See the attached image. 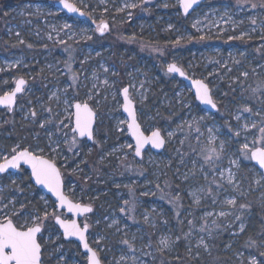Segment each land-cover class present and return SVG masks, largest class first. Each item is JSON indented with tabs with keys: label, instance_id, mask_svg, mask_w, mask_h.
I'll use <instances>...</instances> for the list:
<instances>
[{
	"label": "rangeland",
	"instance_id": "1",
	"mask_svg": "<svg viewBox=\"0 0 264 264\" xmlns=\"http://www.w3.org/2000/svg\"><path fill=\"white\" fill-rule=\"evenodd\" d=\"M56 1L27 0L9 11L8 45L21 51L0 49V90L6 91L21 74L37 83L18 96L12 111L0 110V159L17 145L39 152L44 140L67 173L94 183L84 187L71 176L76 199L87 190L91 198L107 194L88 219L96 226L90 238L110 264H185L183 259L200 251L208 256L215 237L221 253L213 256V264H264V174L240 151L245 143L260 146L259 129L264 127V0H205L185 17L186 24L180 22L179 0H71L84 9L83 19L67 17ZM132 4L136 7H129ZM104 21L131 27L118 33L123 44L119 48L89 43L95 36L110 38L112 28L99 34ZM251 38L255 43L247 45ZM26 48L37 51L32 61L44 54L50 58L47 65L56 74V86L45 91L42 76L26 71ZM172 62L209 85L219 106L216 112L203 108L191 86L167 71ZM226 86L235 98L225 97ZM125 87L143 129L158 128L164 135L167 146L162 152L148 149L141 160L135 156L121 110ZM78 100L99 113L101 127L97 124L92 144L77 137L72 144L68 117ZM16 129L28 132L6 146L4 141ZM100 130L109 132L100 136ZM110 139L115 142L105 149ZM94 144L100 150L98 166L87 161ZM208 155L210 161L204 158ZM3 178L0 220L7 216L24 223L30 218L24 212L27 198L42 199L56 209L23 173ZM232 199L235 205L227 203ZM56 232L47 240L58 239ZM163 239L167 248L160 243ZM48 252L52 256L56 250Z\"/></svg>",
	"mask_w": 264,
	"mask_h": 264
},
{
	"label": "snow or ice",
	"instance_id": "2",
	"mask_svg": "<svg viewBox=\"0 0 264 264\" xmlns=\"http://www.w3.org/2000/svg\"><path fill=\"white\" fill-rule=\"evenodd\" d=\"M61 3H63L64 7L70 12L79 11V9L70 3L69 0H61ZM195 3H197V0H180L181 7L183 8L185 14L188 13L189 9H191ZM129 7H136V5L132 4L129 5ZM253 7H255V5H253ZM254 22L255 21H253V23ZM106 29L107 24L102 23L98 26V30L101 33H103ZM17 35H19V33H17ZM203 38L204 37H201V39ZM21 43H23V41H21ZM29 47H31V45H29ZM167 71L169 73H179L181 76L185 75V72L175 64H169ZM243 75L247 76V73H244ZM104 83L107 84L108 81L105 80ZM24 84L25 81L23 79L16 81L13 91L0 96V104L7 105L11 108V105L15 101L16 94L23 91L22 86ZM193 84L196 88V98L202 103L211 105L215 108L216 104L210 95L208 85L200 80L193 81ZM123 99L124 110L130 117V122L127 123V128L136 141V155L139 156L141 154V149L149 143L155 148L162 147L165 141L161 137V133L158 130L153 131L150 136H146L144 132L141 131L140 125L136 120V113L133 108V102L129 97V89L127 87L123 89ZM73 107L75 111L70 114L68 119L73 120V126L70 130L74 133L72 137V144L74 145L76 143L77 136L87 137L89 140L93 138V122L95 113L87 102L76 103ZM244 111L248 112L251 111V109L245 107ZM32 115L35 116V112H33ZM236 119L239 120L240 118L236 117ZM60 123L63 124V121ZM43 126L44 125L42 124L41 127ZM244 127L247 129L248 125H245ZM252 127H256V125L253 124ZM259 131L261 133L259 141L260 146H256V141L253 142V146L251 148L247 143H245L241 146L240 151L246 159L256 161L261 168H264V127H261ZM236 135L239 136L240 133L237 132ZM128 147H131V145H128ZM220 150L221 152L224 150L223 143L220 144ZM43 151V149H40V153H43ZM69 151H71V148H69ZM210 151L211 153L216 154L217 158H219L215 148H212ZM11 152L12 154L10 158L8 156L2 157L3 162L0 163V173L5 172L9 168L18 169L20 168L21 163L26 164L31 169V177L35 180V183L47 188L48 191L56 197L59 207H66L69 213H74L76 215L92 211L90 206L74 203L64 194L62 191L63 184L61 171L57 167L56 160L54 158H47L43 154H38L28 148H21L19 145L13 147ZM204 158L206 161H210L212 156L208 155ZM229 183H231V177L229 178ZM227 203L229 205H235L236 200H228ZM240 207L244 208L246 205L241 204ZM123 211L124 209L122 208L121 212ZM50 215L53 219H55L56 223L61 226L65 237L74 236L79 239L83 248L88 253L87 264H101L98 253L89 246L85 235L88 231L89 225L84 223L81 227L76 220L61 219L60 215H58L55 210L50 214L47 209L44 210L42 216H32L30 214V218L25 220L23 224L14 222L12 218L7 216L3 220H0V264H42V245L38 239V234L42 233L44 223ZM209 215H211V213H209ZM219 215L225 216L226 213L221 212ZM213 223H215V221H213ZM241 231H243V227H241ZM123 242L128 243L127 240ZM160 243L163 248L168 247L166 239L161 240ZM261 255H264V253H261ZM252 264H256V261L253 260Z\"/></svg>",
	"mask_w": 264,
	"mask_h": 264
},
{
	"label": "flooded vegetation",
	"instance_id": "3",
	"mask_svg": "<svg viewBox=\"0 0 264 264\" xmlns=\"http://www.w3.org/2000/svg\"><path fill=\"white\" fill-rule=\"evenodd\" d=\"M202 4V3H201ZM200 4V5H201ZM199 5V6H200ZM198 6V7H199ZM81 8V7H80ZM82 9V8H81ZM83 11H84V9H82ZM85 12V11H84ZM192 13V12H191ZM190 13V14H191ZM190 14H188V15H190ZM67 17H73V18H75L74 16H71V15H68V14H65ZM85 15H86V13H85ZM181 15L183 16V18L185 19V17H187L188 15H183L182 13H181ZM87 16V15H86ZM85 16V17H86ZM108 29L109 28H111V25L108 23ZM99 34L102 36V35H104V32L103 33H101L100 31H99ZM106 36V35H105ZM89 43H92V42H89ZM51 44V43H50ZM53 45H55L54 43H53ZM11 49V48H10ZM12 49H15V50H17V51H19L20 50V48H18V47H16V46H14V47H12ZM21 51V50H20ZM24 52L27 54V57H29V59H30V63H28L30 66H28L27 68H26V71H32L33 73H35L36 75H40V76H42V80L40 79V84L42 85V84H44V90L45 91H47L48 90V87L47 86H50V87H52V86H56L57 84H55L54 82H52L53 80H52V78L56 75L53 71H51L50 69H49V67H48V65H47V63L48 62H50V58L49 57H46V55L44 54V55H42V58H41V60H36V61H32V58L31 57H33L34 56V54L37 52L36 50H35V48H32L31 50H29L28 48H26V49H24ZM55 53V52H54ZM58 52H56L54 55L55 56H57L58 54H57ZM171 64V63H170ZM168 67V66H167ZM37 68H41V70L38 72L37 71ZM182 68V67H181ZM171 74H173V73H171ZM174 75V74H173ZM174 76H176V75H174ZM20 77H22L23 79H24V81H25V84H24V86H23V91L21 92V93H23V92H25V90L27 89V87H29V85H31L32 83H34V84H36L37 83V81H35V80H32L31 79V77L29 76V75H27V74H21V76ZM178 77V76H177ZM179 78V77H178ZM181 79V78H180ZM182 80V79H181ZM17 81V80H16ZM16 81H15V83H16ZM182 81H184V80H182ZM15 83L14 84H12L11 85V87H9L6 91H0V93L1 94H3V93H5V92H9V91H11L13 88H14V86H15ZM187 83V82H186ZM20 95V94H19ZM18 95V96H19ZM130 95V94H129ZM131 97V96H130ZM18 98V97H17ZM19 99H17L16 100V104H15V106L17 105V101H18ZM79 101V100H78ZM88 103V102H87ZM135 105H136V103H135ZM91 106V105H90ZM15 107H13L12 109H10V108H8V107H5V108H1L0 107V110H2V111H6L7 109L9 110V111H12L13 109H14ZM93 108V107H92ZM94 109V108H93ZM95 110V112H96V119H95V125H94V140H95V129H96V126H97V118H98V111L96 110V109H94ZM121 110H122V106H121ZM136 112H137V106H136ZM137 119H138V115H137ZM138 121H139V119H138ZM139 123H141L140 121H139ZM141 125V124H140ZM98 126L99 127H101V125L100 124H98ZM6 127V125H2L1 126V128H5ZM141 127H142V125H141ZM143 128V127H142ZM101 129V128H100ZM156 128H154L153 130H155ZM21 130H24V129H21ZM144 130V129H143ZM152 130V131H153ZM160 130V129H159ZM145 131V130H144ZM151 131V132H152ZM109 131H104V130H100V136H104V135H107V133H108ZM23 133H25V131H22L21 132V134H23ZM145 133H150V132H146L145 131ZM21 134H20V136H21ZM163 135V134H162ZM19 136V137H20ZM164 136V135H163ZM78 138V137H77ZM19 139V138H18ZM79 139V138H78ZM79 140H82L83 142H88L89 144H92L93 142H94V140H93V142L91 143V142H89V141H87L86 139H79ZM10 141H14V139L12 138V134H11V137L9 138V139H7V140H5L4 142H5V144H6V146H8L9 145V143H10ZM44 140H42L41 141V145H42V149L44 150L43 151V153H40V151L39 152H37L38 154H43L45 157H47V158H54L53 156H52V153L50 152V149H49V147H47L46 146V144L43 142ZM113 142H115L114 140H112V139H110L109 141H108V143L106 144V146L104 147L105 149H107L108 148V146L110 145V144H113ZM166 146H167V141L165 142V147H164V149L166 148ZM7 148H9V147H7ZM134 148H135V146H134ZM93 149V148H92ZM148 149H150L151 151H153L151 148H147V149H145V150H148ZM163 149V150H164ZM144 150V151H145ZM162 150V151H163ZM162 151H160V152H162ZM92 152V151H91ZM153 152H155V151H153ZM160 152H155V153H160ZM134 154H135V149H134ZM10 156H11V154H10ZM136 156V155H135ZM8 157H9V155H8ZM137 157V156H136ZM138 158V157H137ZM142 158H143V156H142ZM142 158H138L139 160H141ZM55 160H56V164L58 165V167H59V169H60V171H61V175H62V179H63V189H64V192H65V194L71 199V200H74V201H78V202H80V203H82V204H88V205H91L92 206V211L90 212V213H87V214H85L84 216H82L80 219H79V223H80V225L81 226H83V224L84 223H87L88 225H89V228H88V231H87V239H88V242H89V244L93 247V248H95V250L97 251V253H98V256H99V258H100V260H101V262H102V264H110V262H109V260L108 259H106L105 258V256H104V253L102 252V250H100L98 247H97V244L96 243H94L93 242V240L90 238V235H91V233H92V230H94V229H96L95 227H93L92 226V224H91V222H90V220L88 219V217H90V215H93V212H94V210H98L97 209V206H98V204L100 203V201L102 200L101 198L103 197V196H107V194H104L103 196H100V197H95V198H91L92 197V195H91V193H89V190H87V191H85L84 192V195H83V198L81 199V200H79V199H76V196H75V194H74V192L71 190L72 189V187H71V182H70V178H71V176L72 177H74L75 178V180L76 181H78V184L79 185H83L84 187L85 186H88V187H90V186H92V185H94V184H92V185H89V184H85L84 182L85 181H83V179L81 180V181H79V180H77V178L74 176V175H70L69 173H67V169H66V167L65 166H63V164H61V161H60V159L59 158H54ZM0 160H3L2 158L0 159ZM106 168V167H105ZM110 168H113V166L112 165H107V169H110ZM99 169V168H98ZM101 169V168H100ZM16 172H21V173H23L24 175H26V180L28 181V183H32V187L36 190V191H38V192H42V193H44L45 195H46V197H48L49 199H50V201L52 202V205H55L56 206V209H55V211H56V213L58 214V215H60V217L62 218V219H68V220H70V219H72V216L71 215H68L67 213H66V211L65 210H59L58 208H57V205H56V202H55V200L51 197V195H49V194H47L44 190H42V189H40L39 187H37L35 184H34V182L32 181V179H31V175H30V172H29V170L27 169V168H25L24 166H21L20 168H18V170L16 171ZM2 176H4V178L3 179H5L6 178V174L5 175H2ZM6 180V179H5ZM86 181H91V180H86ZM96 186H98L99 184H95ZM103 185H100L99 187H102ZM106 186H108V185H106ZM82 188V187H81ZM27 190V189H26ZM109 194V193H108ZM28 197V196H27ZM27 203H26V205H25V208H24V212L26 213V214H28V216H30V214H32V213H34V214H38V215H43V213H44V210L45 209H47V211L51 214L53 211H54V209H52V207H51V205H49L50 206V208H48V206L47 205H45V203H43V200L42 199H40L39 201H36V200H31V199H29V198H27ZM31 201H33V203L31 202ZM34 209H36V213H35V211H34ZM101 212V211H100ZM103 212V211H102ZM29 218L28 217H25V220H28ZM51 219L53 220V222H51ZM15 222H18V223H21V224H23L21 221H18L17 219H15ZM54 231H57L56 233H59V237H58V239H55V240H53L52 239V237H51V240L50 241H48L47 240V238H46V236L47 235H49V234H53L54 233ZM38 239H39V241H40V243H41V245H42V256H41V259H42V264H87V253L86 252H84V251H82V249H81V245H80V243L78 242V241H76V240H66L64 237H63V234L60 232V229H59V227H58V225L56 224V222H55V219H53L52 218V216L50 215L49 216V218L45 221V223H44V226H43V229H42V233L41 234H38ZM55 242L57 243H59V242H61L62 243V246H60V247H57L56 245H55ZM49 248H52V249H54L55 248V250H56V252L52 255V256H49V252H48V249Z\"/></svg>",
	"mask_w": 264,
	"mask_h": 264
},
{
	"label": "trees",
	"instance_id": "4",
	"mask_svg": "<svg viewBox=\"0 0 264 264\" xmlns=\"http://www.w3.org/2000/svg\"><path fill=\"white\" fill-rule=\"evenodd\" d=\"M26 1L27 0H0V49L3 52H5V53L10 48H12L10 45H8L9 44V39L7 38L6 32H5L6 31L5 30V26L10 21V12L9 11L13 7H19L21 4L25 3ZM179 18H180V22L181 23H183V24L187 23L186 19H184L183 16H179ZM111 28L113 30V33L111 34V36H115V39L112 38L111 36H110V38H109V36H104V37L95 36L94 39L91 42L94 43L95 45H99V44L103 45V44H106V43H113L115 48H119L120 46H122L123 44L119 43L118 35L120 34V31L123 32V31L131 30V27H129L128 23H120V25H119V24H117L115 22H112ZM244 43H245V41H244ZM251 43L252 44L255 43V40L252 39V38L246 41L247 45H250ZM226 87H227V94H226L225 97L226 98H235V95L231 91L230 86H226ZM245 92L249 93L248 90H246ZM252 100L253 99H251V101ZM220 106H222V105L220 104ZM22 131L28 132L27 129H24V130H21V129L17 130L16 129V130H14L12 132V138L14 140H17L19 138V136H20ZM99 154H100V150L96 146V144H94L92 152L87 155L88 163L91 164V165L98 166V165H96V160H97ZM76 178L79 181L82 180V178H78V177H76ZM84 183L85 184H89V185L94 184L92 181H85ZM184 205L191 207V205L189 203H183V206ZM254 208L255 209H259V207H257L256 204L254 205ZM99 210L102 213V209H99ZM51 222H53L52 219H51ZM218 239L219 238H217V237H215V239H213V244L211 246V250H210L208 256H206L203 251H200L198 256H196V257H194L192 255L188 256L185 259H183L182 262H186L185 264H213V256L218 255V253L219 254L221 253V251H220L221 250V246L218 244V241H219Z\"/></svg>",
	"mask_w": 264,
	"mask_h": 264
},
{
	"label": "water",
	"instance_id": "5",
	"mask_svg": "<svg viewBox=\"0 0 264 264\" xmlns=\"http://www.w3.org/2000/svg\"><path fill=\"white\" fill-rule=\"evenodd\" d=\"M203 1H205V0H197V3H195L193 6H192V8L191 9H189V11H188V13L187 14H185L184 13V11H183V8L181 7V4H180V0H179V3H178V6H179V9H180V11H181V13L183 14V15H188V14H190L191 12H193ZM69 2L70 3H72L76 8H78L79 9V11H76V12H70L67 8H65L64 7V5H63V3H61V0H57L56 2H55V5H56V7L57 8H59V9H61L63 12H65L66 14H68V15H71V16H74V17H77V18H79V19H83L86 15H85V12L77 5V4H75L73 1H71V0H69ZM83 13V14H82ZM102 23H104V24H107V28H108V23L107 22H102ZM101 23V24H102ZM171 64H175L177 67H179V68H181L179 65H177L176 63H174V62H172ZM182 69V68H181ZM183 70V69H182ZM184 71V70H183ZM185 72V71H184ZM174 75H176V76H178L179 78H181L182 80H184L185 82H187L190 86H191V88H192V91H193V93H194V95H195V97H196V88H195V86H194V84H193V81H195V80H200V81H203L205 84H207L204 80H202V79H200V78H193V77H191V76H189L186 72H185V75L184 76H181L179 73H173ZM19 79H23L22 77H19L18 79H17V81L19 80ZM24 80V79H23ZM208 85V84H207ZM24 86V85H23ZM23 86H22V88H23ZM208 87H209V85H208ZM14 88H15V86H14ZM14 88L11 90V91H13L14 90ZM128 88V87H127ZM124 89V88H123ZM123 89L121 90V96H122V112L126 115V117H127V123L128 122H130V117L128 116V113L124 110V107H123V105H124V99H123ZM209 90H210V95L212 96V99H213V95H212V92H211V89H210V87H209ZM11 91H9V92H11ZM5 93H7V92H5ZM5 93H3V94H1L0 93V96H3ZM19 94H21V92L20 93H17L16 94V97H15V101H14V103L11 105V108L10 109H12L14 106H15V104H16V100H17V96L19 95ZM129 97H130V95H129ZM130 99L132 100V102H133V108H134V110H135V113H136V120H137V123L140 125V123H139V121H138V119H137V112H136V105H135V101L130 97ZM197 99V98H196ZM197 101L201 104V106L203 107V108H205L206 110H208V111H211V112H216L217 110H218V108H219V106H218V104L214 101V99H213V101H214V103L216 104V107L215 108H213L211 105H207V104H204V103H202L201 101H199L198 99H197ZM76 103H83L82 101H75V103L74 104H76ZM73 104V105H74ZM89 104V103H88ZM89 106H90V104H89ZM0 107L1 108H5V107H8L7 105H4V104H0ZM91 107V106H90ZM9 108V107H8ZM92 108V107H91ZM92 110H93V112L95 113V117H94V122H93V138L91 139V140H89L87 137H79V136H77L79 139H86L87 141H89V142H93V140H94V125H95V119H96V112H95V110L92 108ZM75 111V109H74V107H73V112ZM72 123H73V120H72ZM73 126V125H72ZM126 126H127V124H126ZM140 128H141V131H143L144 132V134L146 135V136H150L151 135V133L153 132V131H159L160 133H161V131L158 129V128H156L155 130H153L152 132H150V133H145V131L143 130V128L141 127V125H140ZM127 133H128V135L130 136V138L133 140V142H134V146H135V144H136V141H135V138L131 135V133L128 131V128H127ZM161 137L164 139V141L166 142V139H165V137L162 135V133H161ZM165 142H164V144H163V146L162 147H160V148H155V147H153L150 143L149 144H146L142 149H141V154L139 155V156H137L136 155V153H135V155L138 157V158H142V156H143V151L145 150V149H147V148H151L153 151H155V152H160V151H162L163 149H164V147H165ZM11 156H9V158H10ZM3 161H0V163H2ZM252 162L262 171V173L264 174V168H261L260 166H259V164L256 162V161H253L252 160ZM21 166H24L25 168H27L28 170H29V172H30V175H31V169H30V167L28 166V165H26V164H23V163H21ZM20 166V167H21ZM57 167H58V165H57ZM59 168V167H58ZM18 169H13V168H9V169H7L5 172H3V173H0V175L1 174H4V173H9V172H16ZM31 179H32V181L34 182V184L37 186V187H39L40 189H42V190H44L47 194H49V195H51V197L56 201V205H57V208L59 209V210H65L66 211V213L68 214V215H71L72 216V219H70V220H76L78 223H79V219L82 217V216H84L85 214H87V213H85V214H81V215H76V214H74V213H69L68 211H67V208L65 207V208H61V207H59V204H58V201H57V199H56V197L52 194V193H50L49 191H48V189L47 188H45L44 186H42V185H38V184H36L35 183V180L31 177ZM61 179H62V175H61ZM62 184H63V179H62ZM62 191L64 192V189H63V186H62ZM64 194H65V192H64ZM66 195V194H65ZM67 196V195H66ZM70 199V198H69ZM74 203H80V202H76V201H74V200H72ZM80 204H82V203H80ZM83 205H88V204H83ZM88 206H90L91 208H92V206L91 205H88ZM90 213V212H89ZM62 219V218H61ZM56 222V221H55ZM57 224V223H56ZM80 224V223H79ZM58 225V227H59V229H60V231H61V233L63 234V229L61 228V226L59 225V224H57ZM82 227V226H81ZM85 235H86V238H87V232L85 233ZM63 237L66 239V240H76V241H78L79 243H80V245H81V249H82V251H84V252H86V250L83 248V246H82V244H81V242L79 241V239L77 238V237H65L64 235H63ZM87 241H88V239H87ZM89 243V242H88ZM89 246L94 250V251H96L95 250V248H93L90 244H89ZM97 252V251H96ZM87 253V252H86ZM87 255H88V253H87ZM99 257V256H98ZM100 259V258H99ZM101 264H102V262H101Z\"/></svg>",
	"mask_w": 264,
	"mask_h": 264
}]
</instances>
